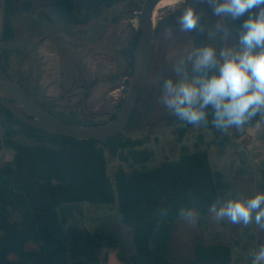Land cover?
I'll list each match as a JSON object with an SVG mask.
<instances>
[{"label": "rangeland", "instance_id": "obj_1", "mask_svg": "<svg viewBox=\"0 0 264 264\" xmlns=\"http://www.w3.org/2000/svg\"><path fill=\"white\" fill-rule=\"evenodd\" d=\"M55 1L32 0L31 10L13 19L14 39L3 42L4 0H0V80L45 103L51 111L68 117L67 121L76 123L69 120L74 112L76 116L72 119L106 123L113 114L117 115L132 74L124 53L133 30L140 28V13L146 0H126L88 25H70L62 21L52 9L51 3ZM86 4L84 0L77 3L80 17L85 14ZM185 6L164 8L156 18L157 44L152 74L142 93L135 120L123 133L124 138L134 143L132 149L150 156L147 169L176 161L183 152H204L213 170L225 176L227 188L223 201L239 198L238 194L251 198L264 192V117L225 131L222 137L227 142L223 153L216 135L203 125L187 124L181 137V126L172 125L166 119L173 115L162 103V84L168 78H179L174 69L182 60L181 72L190 76L189 56L197 48L190 33L182 32L177 23ZM135 9L136 12H130ZM220 23L225 25V19ZM128 150L117 157L107 156L111 179L120 170L131 173L134 168L141 167ZM14 155L12 149L0 148V167L12 161ZM81 208L82 214L74 212L73 218L62 221L66 231L75 236L85 226L100 238H113L121 263L131 264L132 256L137 253L134 231L123 223L117 204H83ZM194 211L197 214L195 224L181 219L175 229L170 243L171 261L190 264L200 244L230 246L233 264H252L253 254L264 244V231L254 223L244 227L231 224L226 218L216 221L210 211L205 217Z\"/></svg>", "mask_w": 264, "mask_h": 264}, {"label": "trees", "instance_id": "obj_2", "mask_svg": "<svg viewBox=\"0 0 264 264\" xmlns=\"http://www.w3.org/2000/svg\"><path fill=\"white\" fill-rule=\"evenodd\" d=\"M78 1L56 0L51 6L65 23L87 25L126 0H84L87 4L82 17L77 14ZM32 5V0H4L1 41L14 39L13 19L29 12ZM131 35L127 49L132 68L141 29L133 30ZM190 37L197 47L208 43L206 32H190ZM141 98L142 94L135 112ZM40 103L67 121L68 117ZM11 104L21 114L31 117L24 108ZM70 115L73 117L76 113ZM71 117L69 120L76 123L67 122L97 127L114 120L116 114L102 124ZM259 118L258 114L247 123L259 121ZM166 119L172 125L181 124L179 131L183 137L187 123L175 116ZM133 120L135 116L130 126ZM208 121L206 126L202 125L216 135L223 153L227 142L222 137L225 131L212 125L211 114ZM0 126V148L15 152L13 160L0 167V264H122L116 255L117 245L113 238H100L85 226L72 236L64 228L62 221L73 218L76 212L82 214L83 204H117L123 223L134 231L137 253L132 256L131 264H175L169 258V251L181 220L180 209L196 210L205 217L212 203L217 199L223 201L225 196V176L213 170L204 152H183L176 161L147 169L150 156L132 149L134 143L125 139L123 133L103 140L53 135L21 122L2 104ZM125 149H129V155L141 167L134 168L131 173L120 170L111 179L107 156L117 157ZM190 264H233L232 248L198 244Z\"/></svg>", "mask_w": 264, "mask_h": 264}, {"label": "clouds", "instance_id": "obj_3", "mask_svg": "<svg viewBox=\"0 0 264 264\" xmlns=\"http://www.w3.org/2000/svg\"><path fill=\"white\" fill-rule=\"evenodd\" d=\"M212 14L229 22L244 19L237 32V42L228 44V25L220 20L211 25L203 21L201 13L190 0H173L186 5L177 23L185 33L207 31L209 43L197 47L189 56L190 77L181 69L182 60L175 71L179 78H168L162 84V103L182 122L199 127L208 124L221 131L240 128L258 114L264 117V0H206ZM258 11H254L257 10ZM223 36L225 43L219 47L211 42ZM215 200L209 211L214 220L227 219L234 225L247 227L255 224L264 231V192L248 198ZM179 217L195 224L194 210L180 209ZM252 264H264V244L253 254Z\"/></svg>", "mask_w": 264, "mask_h": 264}, {"label": "water", "instance_id": "obj_4", "mask_svg": "<svg viewBox=\"0 0 264 264\" xmlns=\"http://www.w3.org/2000/svg\"><path fill=\"white\" fill-rule=\"evenodd\" d=\"M161 1L163 0H146L144 3L140 13L141 35L134 54L132 74L119 111L111 122L97 127L69 123L50 112L36 98L20 90L15 85L2 80H0V104L21 122L53 135L76 140H103L124 133L134 115L156 49L154 10ZM190 2L194 3L202 15L203 21L211 28V25L215 23V19L206 0H190ZM205 32L209 43L208 33ZM211 42L216 44L217 47H219V44L221 45L220 38L217 41L215 36L212 37ZM11 102L24 108L31 117L21 114Z\"/></svg>", "mask_w": 264, "mask_h": 264}, {"label": "flooded vegetation", "instance_id": "obj_5", "mask_svg": "<svg viewBox=\"0 0 264 264\" xmlns=\"http://www.w3.org/2000/svg\"><path fill=\"white\" fill-rule=\"evenodd\" d=\"M162 9H164L163 7H160V9L158 10V12H157V15H158V13L160 12V10H162ZM257 11V10H256ZM157 15H156V18H157ZM247 18V14L245 15V17H241L240 19H238V20H236V21H232V22H229L227 19H225V25H228V32H229V35H228V37H227V43L228 44H235L236 42H237V39H238V37H237V32H238V30H239V28H240V25H241V23H242V21L244 20V19H246ZM214 19H215V22L217 21L216 20V18H215V16H214ZM90 24V23H89ZM88 25V24H87ZM220 42H221V46H223V44L225 43V40H224V38H223V36H221L220 37ZM155 52H156V49H155ZM155 52H154V55H153V58H152V61H151V65H150V69H149V73H148V77H147V80H146V83H145V85H144V88H143V90H142V93L144 92V89H146V87H147V84H148V82H149V77L151 76V74H152V70H153V60H154V56H155ZM129 50L128 49H126V51H125V53H124V57H125V59L127 60L128 59V65L130 66V56H129ZM191 74H192V72H190V77H191ZM141 93V94H142ZM143 95V94H142ZM138 104V103H137ZM136 114H137V112H134V115L133 116H135L136 117ZM131 122V121H130ZM130 124V123H129ZM176 125H180L181 126V124H176ZM130 126V125H129Z\"/></svg>", "mask_w": 264, "mask_h": 264}, {"label": "bare ground", "instance_id": "obj_6", "mask_svg": "<svg viewBox=\"0 0 264 264\" xmlns=\"http://www.w3.org/2000/svg\"><path fill=\"white\" fill-rule=\"evenodd\" d=\"M178 4L173 3V0H163L161 1L155 8L154 10V22L156 21V15L160 7L167 8V7H172L176 6ZM159 14V13H158ZM158 16V15H157Z\"/></svg>", "mask_w": 264, "mask_h": 264}]
</instances>
